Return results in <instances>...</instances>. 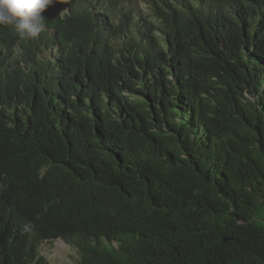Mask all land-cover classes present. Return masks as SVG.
Masks as SVG:
<instances>
[{
  "label": "trees",
  "instance_id": "trees-1",
  "mask_svg": "<svg viewBox=\"0 0 264 264\" xmlns=\"http://www.w3.org/2000/svg\"><path fill=\"white\" fill-rule=\"evenodd\" d=\"M0 91V167L96 215L78 264H264V0H0Z\"/></svg>",
  "mask_w": 264,
  "mask_h": 264
},
{
  "label": "clouds",
  "instance_id": "clouds-1",
  "mask_svg": "<svg viewBox=\"0 0 264 264\" xmlns=\"http://www.w3.org/2000/svg\"><path fill=\"white\" fill-rule=\"evenodd\" d=\"M28 30L32 37L40 34L34 26ZM12 66L11 62L6 64L7 70L14 72L16 66ZM7 70L2 78L5 86L12 88V81L25 86V81L16 78L15 73L10 75L14 76L11 81ZM123 91L128 94L125 89ZM45 180L43 172L29 178L22 172L14 173L0 167V219H4V224H0L3 231L0 233V264L13 261L25 264L27 260L31 264H50L52 255L49 250L57 245L75 250L78 264L84 252L98 243L99 235L95 228L68 230L69 219L62 211L72 210L83 221L95 220L96 215L85 209L84 202L56 198L50 186L47 192L44 191L41 184ZM101 239L108 243L105 236ZM111 244L117 246V240L113 239Z\"/></svg>",
  "mask_w": 264,
  "mask_h": 264
},
{
  "label": "rangeland",
  "instance_id": "rangeland-1",
  "mask_svg": "<svg viewBox=\"0 0 264 264\" xmlns=\"http://www.w3.org/2000/svg\"><path fill=\"white\" fill-rule=\"evenodd\" d=\"M23 62L16 61L15 59L11 58V64L13 66L24 67ZM16 78L22 79L24 81H28V78L25 76V73L23 70L19 69L17 70V73L15 72ZM122 141V140H121ZM52 257L50 259V264H76V261L79 259L77 253L75 250L65 247L64 245L53 247L51 250H49Z\"/></svg>",
  "mask_w": 264,
  "mask_h": 264
}]
</instances>
